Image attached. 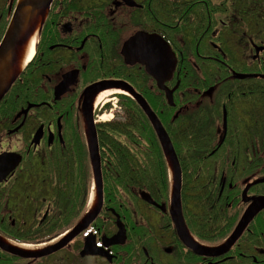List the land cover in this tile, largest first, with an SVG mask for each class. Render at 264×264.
<instances>
[{
	"label": "flooded vegetation",
	"instance_id": "flooded-vegetation-1",
	"mask_svg": "<svg viewBox=\"0 0 264 264\" xmlns=\"http://www.w3.org/2000/svg\"><path fill=\"white\" fill-rule=\"evenodd\" d=\"M18 2L0 0V44ZM38 36L36 55L24 78L0 103V148L8 149H0V155L22 156L19 167L0 183V240L41 246L42 252L64 239L63 233L47 237L43 231L49 210L37 219L42 231L37 236L25 240L11 232L10 224L17 228V219L30 223L24 207L10 204L30 188L36 192L41 176L24 172L30 159L38 162L58 145L66 146L69 131L84 132L83 121H78L84 118V98L102 91L87 94L102 82L127 83L142 97H151L155 109L169 105L167 92L173 91L175 106L170 107L182 108L190 99L203 115L214 118L206 129L219 135L217 150L224 145L231 150L221 192L226 186L231 191L219 201L232 202V234L264 198V0H53ZM139 36L152 37L158 48L167 50L160 57L165 90L147 73L141 52L134 62L125 55L126 43ZM68 75L74 78L58 99L56 90ZM110 102L93 111L97 123L111 105L116 106ZM152 199L164 211L141 194L138 205L121 196L116 208L108 206L104 196L95 220L60 249L21 257L0 248V264H174V259L180 264H264V208L228 253L213 258L188 249L175 229L170 204ZM118 221L125 229L119 241L114 239Z\"/></svg>",
	"mask_w": 264,
	"mask_h": 264
},
{
	"label": "trees",
	"instance_id": "trees-1",
	"mask_svg": "<svg viewBox=\"0 0 264 264\" xmlns=\"http://www.w3.org/2000/svg\"><path fill=\"white\" fill-rule=\"evenodd\" d=\"M26 70L17 83L24 78ZM119 98L123 115L114 121L100 123L97 128L104 196L108 199V206L115 208L119 206L121 196H126V200L135 206L136 199L143 192L158 202L169 203V165L162 141L137 101L130 97ZM144 98L153 110L151 97ZM188 101L190 102L182 108L180 104L174 108L166 105L165 108L154 107L153 111L166 129L182 169L181 205L184 220L191 233L202 243L218 246L232 234L235 224L232 217V202L219 201L221 198L225 199L227 192L231 191L226 186L221 192L222 174L230 162L231 150L226 147L228 145L217 150L219 135L213 129L211 131L206 129L210 123L213 125L214 118L203 115L204 110L197 102L190 99ZM228 105L231 109V101ZM177 113L179 114L176 118ZM78 121L82 125V117ZM229 136L227 139L230 141ZM65 141L66 146L58 145L45 154L42 160L35 162L30 159L24 171L41 176L36 181V195L33 196L32 207L34 211L39 212L44 207L45 198L40 205H34V199L40 198L44 191L54 196L56 203L48 209L49 214L46 218V222L50 221L52 225L61 220L64 224L70 225L73 218L80 217L82 212L84 214L88 202L89 187L80 191L81 196H78L70 184L74 174L79 175L78 185L74 188L82 186L84 178L88 182L90 180L88 167L91 166V161L83 129L81 128L79 132L69 131L65 134ZM28 192L25 191L20 199L27 201L25 210L32 205L30 201L32 194L27 196ZM78 198L81 199L79 206ZM17 202L15 204H19ZM32 219L36 218L31 217L29 220L26 216L27 221L30 222ZM66 226L61 227L56 233L68 230L69 226ZM49 228L51 227L45 224L42 227L44 232ZM53 234H47V237Z\"/></svg>",
	"mask_w": 264,
	"mask_h": 264
},
{
	"label": "water",
	"instance_id": "water-1",
	"mask_svg": "<svg viewBox=\"0 0 264 264\" xmlns=\"http://www.w3.org/2000/svg\"><path fill=\"white\" fill-rule=\"evenodd\" d=\"M53 0H19L17 9L14 13L13 19L10 23V26L6 32V35L3 41L0 44V103L9 93L14 83L27 68L22 67V61L24 60L25 48L29 40L36 34L40 33L41 28L46 20L47 13L51 6ZM140 43H145L142 49H138ZM157 43L152 37L139 36L132 38L125 45L126 57L130 61H139V53L141 55V60L144 65H146L147 73L159 83V88L165 90L163 86V76L166 75V71L160 69V57L162 52L167 54V50L164 47V50L157 47ZM127 51H130L129 53ZM74 78V75H68L65 77L64 82L57 88L56 98L64 94L65 86L69 85L71 82L70 79ZM109 88H122L128 91L129 96H131L137 103L140 108L144 111L150 123L157 132L162 145L164 152L167 158L166 149L170 155L171 162L176 174V181L174 189L172 190L171 184V204L170 211L172 219L175 225V229L178 233V236L182 240L183 244L190 249L193 253L198 256L203 257H219L229 252V250L234 246L238 241L242 233L245 231L247 226L252 222L256 215L264 208V198H262L255 207L247 214L245 219L241 222L239 227L231 235V237L225 241L223 244L217 247L203 246L200 247L194 237L189 232L187 226L185 225L184 218L182 215V169L172 145L171 139L159 120L158 116L154 113L148 102L140 94L136 93L135 90L124 82H102L95 84L91 89L88 90L87 94L94 93L98 90H105ZM93 97H85L83 102V111H84V122L86 137L88 140L89 155L92 167L93 183L96 186L97 192V207L91 214H86L79 225L61 242L52 246L49 249H46L42 252H28L18 247L13 246L12 244L0 240V248L8 253L16 254L21 257H38L45 255L48 252L53 250H58L71 239H73L79 232L88 227V225L95 220L98 216L100 210L103 206V175H102V160L100 155V145L97 132V122L94 118V112L91 106V100ZM167 100L170 106H175L173 91L167 92ZM178 114L176 115V117ZM42 133L39 131L35 137L34 142L39 143ZM168 161V158H167ZM22 156L17 153H4L0 155V183L4 182L9 174L13 173L21 164ZM169 164V162H168ZM170 167V166H169ZM171 173V171H170ZM142 199L164 211V207H160L152 199L148 193H141ZM119 223V232L114 236V239L119 241L121 238H125V229L120 221ZM200 243V242H198ZM201 244V243H200Z\"/></svg>",
	"mask_w": 264,
	"mask_h": 264
},
{
	"label": "rangeland",
	"instance_id": "rangeland-1",
	"mask_svg": "<svg viewBox=\"0 0 264 264\" xmlns=\"http://www.w3.org/2000/svg\"><path fill=\"white\" fill-rule=\"evenodd\" d=\"M116 95H119V94H116ZM114 101V102H113ZM116 101H117V103H118V101H120V99L119 98H117V97H115V95L114 96H112V98H111V102L110 103H115V105L116 106H113V105H111L110 106V109L108 110V111H106V113L105 114H107V116H110V119H111V121H114V120H116V118H118V116H121V115H123V110L120 108V102L117 104L116 103ZM74 136H75V133L73 134ZM86 139V138H85ZM87 143V142H86ZM20 147H25V146H23V144H22V142L20 143ZM6 149H7V147H5ZM4 147H3V149H1V150H6ZM8 150V149H7ZM88 173H89V177H90V180H89V182L87 181V180H85V178H84V180H83V183H82V186L81 185H79L78 187H76V188H74L75 186H77L78 184H77V182H78V179H79V175H77V174H74V179L73 180H71V182H70V184H72L73 185V190H74V192H75V194H77L78 196H81V193H80V191H83V190H85L87 187H89V195H88V202H87V204L86 205H88V203H89V200H90V196H91V191H92V187H93V180H92V175H91V166L90 167H88ZM82 178V177H81ZM87 179V178H86ZM21 183H19L18 182V185H20ZM23 184V183H22ZM60 186V185H59ZM49 188V187H48ZM47 188V189H48ZM32 188H30V190H29V192H28V195L27 196H29L30 194H32V196L30 197V198H32L30 201L32 202V205H31V208L33 207V196H35L36 195V192H34V191H32L31 190ZM13 194H16V192L15 193H13ZM76 195V196H77ZM38 198V197H37ZM37 198L36 199H34V205H40L41 204V201L45 198L46 199V201H45V203H44V207L42 208V209H40V211L39 212H37V211H34V208H28V209H26L25 211H24V213H25V215L28 217V219L30 220L31 219V217H35L36 219H32L29 223L30 224H24V220L23 219H17L18 221V223H17V225H18V227L17 228H12L11 227V224H10V229L12 230L11 232H17L20 236H21V238L22 239H29V238H31V237H33V236H37L38 234L36 233V232H42L40 229H39V225H38V221H37V219L38 218H40L41 220L47 215L46 214V212L48 211V209L50 208V207H52V205L54 206V204L56 203L55 201H54V196H52V193L51 194H49V193H47L46 191H44L43 193H42V195H41V197L40 198H38V200H37ZM20 199H22V198H20ZM16 200V201H18L17 203H19L20 205H21V207H25L26 206V204H27V201L25 202V201H23V200ZM29 199H28V205H29ZM77 204H78V206L81 204V199L80 198H78V200H77ZM133 204L134 203H131L130 205H132L133 206ZM10 206L11 207H14L15 206V203H14V201L13 202H11V204H10ZM83 215V212L79 215L80 217ZM80 217H78V218H73L72 219V223L70 224V225H67V223L66 224H64V222L61 220V221H58V223L56 224V225H52V222H50V221H47L46 223H44L46 226H49V227H51V228H49V229H47L46 231H45V234L47 235V234H53V233H56V232H58L59 231V229L61 228V227H64V226H66V227H68L69 226V228H71V227H73L77 222H78V220H79V218ZM13 220V218L10 216V222ZM67 221H68V219H67ZM70 221V220H69ZM66 229H64V231H65ZM175 261H173V263L174 264H180V261H178L177 259H174Z\"/></svg>",
	"mask_w": 264,
	"mask_h": 264
},
{
	"label": "bare ground",
	"instance_id": "bare-ground-1",
	"mask_svg": "<svg viewBox=\"0 0 264 264\" xmlns=\"http://www.w3.org/2000/svg\"><path fill=\"white\" fill-rule=\"evenodd\" d=\"M38 40H39L38 33H36L29 40V42L25 48V52H24L25 56H24V60L22 61V67H26L34 59L35 54H36V47L38 44ZM115 94L129 95L128 91H126L122 88H109V89L102 90L99 93H97L91 100V106H92L93 111H97V109L103 103H105V102L107 103L108 101H110L112 96ZM99 120H101L102 122L111 121L110 116H107V114H105V113L100 115ZM166 154H167V158H168V162H169V166H170V171H171L170 175H171V184H172V190H173L174 185H175V181H176V174H175V171H174V168H173V165L171 162V158H170V155H169L167 149H166ZM97 203H98L97 192H96V186L94 183L87 214H91L95 210V208L97 207ZM7 241L10 244H12L13 246L18 247L19 249H22V250L28 251V252L39 251L40 249L43 248L41 246L19 245V244L12 242V241H9V240H7ZM196 243L200 247H205V246H203V244H200L197 241H196Z\"/></svg>",
	"mask_w": 264,
	"mask_h": 264
}]
</instances>
